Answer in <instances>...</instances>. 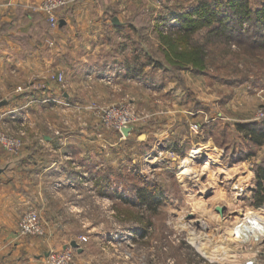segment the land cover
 <instances>
[{
	"label": "rangeland",
	"instance_id": "374dc122",
	"mask_svg": "<svg viewBox=\"0 0 264 264\" xmlns=\"http://www.w3.org/2000/svg\"><path fill=\"white\" fill-rule=\"evenodd\" d=\"M204 2L214 9L213 17L194 21V10ZM92 12L87 28L96 32L71 44L104 47L89 54L87 63L120 65L96 70L100 86L92 94L75 87L74 102L61 97L25 103L53 102L76 111L70 122L78 133L87 132L82 141H102L107 150L99 158L104 167L91 172L103 187L108 179L107 199L103 204L92 200L85 214L66 216L65 241L86 237L78 246L82 252L73 251L74 259L82 254L84 264L239 263L245 250L230 249L235 244L231 227L242 213L258 207L249 189L257 187L256 165L264 162V139L254 144L237 128L240 122H259L256 115L264 104V0H102ZM215 16L228 28L213 24ZM50 78L64 89L62 72ZM235 91L243 103L236 114L224 106ZM234 115L237 119H228ZM63 119L62 128L69 120ZM62 128L56 127L54 135L61 136ZM122 128L130 129L127 135ZM0 134L19 144L14 152L0 150L18 156L24 127L12 132L0 125ZM215 163L236 165V170H228L225 179ZM139 189L156 202L140 204ZM55 251L60 250H48L46 264Z\"/></svg>",
	"mask_w": 264,
	"mask_h": 264
},
{
	"label": "crops",
	"instance_id": "0c3cea01",
	"mask_svg": "<svg viewBox=\"0 0 264 264\" xmlns=\"http://www.w3.org/2000/svg\"><path fill=\"white\" fill-rule=\"evenodd\" d=\"M41 1L0 0V125L12 132L23 126L26 134L18 156L0 150V264H46L48 250L65 249L71 241L64 239L63 232L70 226L66 216L85 214L92 200L103 204L108 197V179L103 187L91 173L104 167L99 158L106 155V147L102 141H82V133L87 132L78 133L75 121L70 122L76 111L53 102L25 104L61 97L74 102L78 95L75 87L84 86L92 94L93 87L100 86L96 70L120 65L119 61L87 63L89 54L104 47L86 49L71 44L93 32L87 22L102 0H81L58 11L59 26L54 30L48 28L39 10ZM46 39H52L53 46L47 45ZM57 72L63 73V90L50 78ZM120 79V84H127ZM237 92L224 105L232 106L234 114L243 110V103L237 101L240 98L235 97L241 90ZM63 118L69 120L62 128L63 120H67ZM59 126L63 133L58 137L54 129ZM263 146L264 141L260 148ZM261 183L264 186V181ZM29 210L39 214L46 231L41 237L22 235L18 230L21 216ZM83 258L77 254L73 264H84Z\"/></svg>",
	"mask_w": 264,
	"mask_h": 264
},
{
	"label": "built area",
	"instance_id": "2783aa9c",
	"mask_svg": "<svg viewBox=\"0 0 264 264\" xmlns=\"http://www.w3.org/2000/svg\"><path fill=\"white\" fill-rule=\"evenodd\" d=\"M80 1L81 0H42L39 5V10L45 16L48 28L54 30L59 26L58 11L68 8ZM46 42L49 46H53L54 44V41L51 39ZM60 78L61 76H57L58 80H60ZM263 119L264 104L256 115V120ZM123 123L124 120H122V124ZM0 147H2L3 150L14 152L19 148V144L17 141L0 134ZM250 189L249 190L253 194L254 189L252 187H250ZM242 214L243 215L240 216L237 223L231 227V237L232 240L235 241V244H233V247L230 249L235 248L238 249L239 252L242 249L245 250V253H242L244 256L238 264H264V230L261 229L262 234L254 238H248L249 234L244 230V228L249 227L251 224H255L257 227L259 224L264 226V203L256 208L252 207L250 211ZM252 221L254 223H252ZM238 229H240L239 235H237ZM18 230L22 235H41L43 228L40 224L38 213L35 210H29L24 213L18 222ZM85 241L86 237H80L77 241L78 246H80V242ZM74 250L73 248H65L60 251L51 252L47 257V263L72 264L74 261Z\"/></svg>",
	"mask_w": 264,
	"mask_h": 264
},
{
	"label": "trees",
	"instance_id": "16d2710c",
	"mask_svg": "<svg viewBox=\"0 0 264 264\" xmlns=\"http://www.w3.org/2000/svg\"><path fill=\"white\" fill-rule=\"evenodd\" d=\"M213 10L214 9H212V6L208 2H204L202 6L200 5L199 7H197L196 10H194V14L192 18H194V21L206 22L208 16L213 17L214 15V13H212ZM215 18L216 19L214 20L213 24H221L220 29L222 30L228 28L227 24L223 23L222 19H219L216 16ZM214 28H212V30H210L209 33L213 34ZM255 45H256L255 42L251 43L250 47L252 46L254 47ZM237 128L238 130H245L246 134L249 136V138L253 141L254 144L260 145L262 140L264 139V119L254 123H240V124L238 123ZM255 175L258 183H257V187L253 191L254 205L259 206L264 203V186L261 183L262 181H264V162H260L256 165ZM137 196L140 199V204H146L150 206L156 202L155 201L156 197L154 195H151L150 193L146 194L142 189L137 190Z\"/></svg>",
	"mask_w": 264,
	"mask_h": 264
},
{
	"label": "bare ground",
	"instance_id": "6f19581e",
	"mask_svg": "<svg viewBox=\"0 0 264 264\" xmlns=\"http://www.w3.org/2000/svg\"><path fill=\"white\" fill-rule=\"evenodd\" d=\"M199 156V155H198ZM198 159V158H197ZM216 165H219V166H217L216 167V169L217 170H221V172L223 173V178H225L226 179V173L228 172V170H231L232 168H235V166L236 165H232V167H229V168H226V167H222V166H220V164L219 163H215ZM235 170H236V168H235ZM232 177H230L229 179H231ZM243 178L244 179H248V181H250V179L248 178V176L247 175H245V176H243ZM229 179H227V180H229ZM242 188H240V190H241ZM239 194H240V191H239ZM219 210V209H218ZM243 215V214H242ZM241 215V216H242ZM240 219V217L238 218V220ZM254 221V220H253ZM252 221V223H254ZM252 225V226H251ZM249 227H246V228H244V230L250 235L248 238H254L255 236H259V234H262V231H261V229H262V227H261V224H259V226L257 227L255 224H251ZM224 229V228H223ZM239 231H240V229H238V231H237V235H239ZM252 236V237H251ZM224 237H226V235H222V238H224ZM227 240L228 239H230V236L229 237H227L226 238ZM224 240V239H223ZM225 242H227V241H225ZM230 242V241H229ZM196 249L200 252V253H202L205 257H207V258H209V259H214L215 257L214 256H212L210 253H209V251L208 250H206V249H204V248H202V247H196ZM219 255V254H218ZM217 258H219L218 256H217ZM222 260V259H221ZM230 264H238V262H236V260H230Z\"/></svg>",
	"mask_w": 264,
	"mask_h": 264
},
{
	"label": "water",
	"instance_id": "95a60500",
	"mask_svg": "<svg viewBox=\"0 0 264 264\" xmlns=\"http://www.w3.org/2000/svg\"><path fill=\"white\" fill-rule=\"evenodd\" d=\"M112 22H113V24H118V23H119L118 20H117L116 18H114V19L112 20ZM61 24H62V21H60V25H61ZM129 131H130L129 128H122V133H123L124 135H127ZM139 138H140V139H144V135H140ZM250 190H252V189H250ZM219 210L222 211L223 209H222V208H219ZM69 246H70L71 248H73V249H76L78 253H81V252H82V249L78 247V244L76 243V241H71V242L69 243Z\"/></svg>",
	"mask_w": 264,
	"mask_h": 264
}]
</instances>
